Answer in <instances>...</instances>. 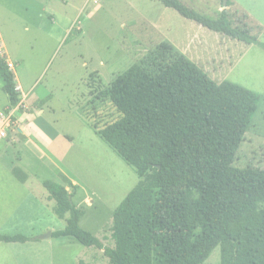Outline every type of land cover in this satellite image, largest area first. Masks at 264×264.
I'll return each mask as SVG.
<instances>
[{"label": "rangeland", "instance_id": "obj_1", "mask_svg": "<svg viewBox=\"0 0 264 264\" xmlns=\"http://www.w3.org/2000/svg\"><path fill=\"white\" fill-rule=\"evenodd\" d=\"M181 2L212 16L223 9V0ZM231 2L225 8L238 17L246 14L242 21L264 42V0ZM0 36V54L12 62L21 94H27L24 105L38 111L24 127L43 131L42 138L51 128L62 133L48 146L36 135L14 140L17 127L8 138L11 144H0L2 232L32 237L53 230L43 229L45 224L64 228L65 218L52 211L54 201L42 198L48 195L42 181L61 183L62 172L76 180L73 202L82 211L81 228L114 247L113 212L139 176L96 131L121 117L108 88L134 63L155 73L160 64L184 54L213 80L256 92L257 109L232 165L264 168V48L258 44L210 31L159 0H0ZM24 105L19 103L20 112ZM5 106L13 108L0 77V109ZM29 191L43 202L30 203ZM10 245L18 264L49 262L45 246ZM50 246L54 264H106L96 246L72 236L52 237ZM202 264H220V248Z\"/></svg>", "mask_w": 264, "mask_h": 264}, {"label": "trees", "instance_id": "obj_2", "mask_svg": "<svg viewBox=\"0 0 264 264\" xmlns=\"http://www.w3.org/2000/svg\"><path fill=\"white\" fill-rule=\"evenodd\" d=\"M200 26L264 48L242 17L224 8L215 16L181 0H159ZM231 5V0H226ZM0 77L10 103L20 101L15 76L0 54ZM108 96L121 117L96 132L135 168L136 186L113 212L114 247L81 228L75 189L45 179L65 218L51 237L72 236L101 249L111 264H202L220 248V264H264V168L232 161L257 109L259 96L240 84L210 78L184 54L155 73L138 63L119 74ZM32 237L1 234L4 242Z\"/></svg>", "mask_w": 264, "mask_h": 264}, {"label": "crops", "instance_id": "obj_3", "mask_svg": "<svg viewBox=\"0 0 264 264\" xmlns=\"http://www.w3.org/2000/svg\"><path fill=\"white\" fill-rule=\"evenodd\" d=\"M6 60H7V62L10 61L9 59H6ZM15 82L17 84H19L18 81H17V79H16V77H15ZM19 93H20V97H21L19 103L23 106L24 105L23 102L26 99L27 94H21V92H19ZM23 95H24V97L25 96L26 97L24 98ZM19 103L14 106V109H15V117L17 119V127H18V129H17L18 130L17 135H12L13 138H14V140H16V138H17L18 135H19V137H20V135H23L25 137L32 136V135H36L35 137H37L36 139H37L38 142L39 141H43V143L45 142L44 143L45 145L52 146V144L61 137V134L62 133H60V132L56 131L55 129L51 128V131L52 132H50L51 134H48L50 137L49 136H45L46 138L45 137L42 138V136H44L43 131H41L39 129H35L34 130L32 128V126L29 125V124L25 125V127H24V124L23 123L26 120L30 119L34 115L35 116H38V111L33 112V109L32 108L29 109V108H27L24 105L25 110L20 112L18 110ZM42 112L44 113V110ZM65 138L64 139L66 140V142L69 143L70 141L68 142L67 136H65ZM6 142L8 143V145L11 144L8 140ZM59 172H61V171H59ZM61 174H62V176H61L62 177V182H61L62 184H65L64 183L65 181L63 179V178H65L67 180H70L74 185H76V180L75 179H73L72 177L67 176L66 174H64L62 172H61ZM24 182H26V180ZM65 186H66V189L69 192H71L70 187L67 184H65ZM74 193H75V190L73 189V192H72V194H73L72 201L74 199ZM29 196L34 199V201H31L30 202L32 204H35L36 202H40V203L43 202L42 198L43 199L44 198H47V199H50L51 200V198L49 197V194L47 196H43L42 198H39V195H37V194L29 191ZM86 201H87L88 205H90V201L91 200L89 198H86ZM54 206H55V201H54ZM54 206L52 208V211L53 212H54ZM62 219H64V218H62ZM43 229H45V230L53 229V230H50V231L51 232L54 231V228H52V226H50L49 224L43 225ZM51 232H49V233H51ZM0 233L1 234H9V232H2L1 230H0ZM9 235H12V234H9ZM64 237H66V236H64ZM51 238H52L51 237V234H50L49 237L35 235V236H32V239L31 240H28V241H25V242H21V243L23 244V246H26V247H28L31 244H33V246H37L39 248H40V246H42V247L45 246V249H47V257H49L48 264H54L56 256L53 254V250L51 249V246H50ZM57 238H62V237H57ZM2 243H4V245H2ZM12 243H14V242H4V241H1L0 240V264H18V260H17L16 256H14L13 253H12V249L15 248V247H12V245H10ZM91 246H94V245H91ZM99 250L102 252V253L100 252V254L103 255V260H105L106 264H111L109 258L103 253V251L101 249H99ZM96 258L98 259L99 257L97 256ZM60 260L61 259H59V261ZM79 262H80V264H86V262L83 261V260H80Z\"/></svg>", "mask_w": 264, "mask_h": 264}, {"label": "built area", "instance_id": "obj_4", "mask_svg": "<svg viewBox=\"0 0 264 264\" xmlns=\"http://www.w3.org/2000/svg\"><path fill=\"white\" fill-rule=\"evenodd\" d=\"M1 47H2V43L0 41V50ZM7 63L10 69L12 70L13 69L12 62L8 61ZM15 90L17 92H21L20 85L16 84ZM12 107L13 108H11L10 106H6L5 108L0 109V144L8 140L12 130L17 129V119L15 117V109L14 106Z\"/></svg>", "mask_w": 264, "mask_h": 264}, {"label": "water", "instance_id": "obj_5", "mask_svg": "<svg viewBox=\"0 0 264 264\" xmlns=\"http://www.w3.org/2000/svg\"><path fill=\"white\" fill-rule=\"evenodd\" d=\"M227 6L226 0H223V9ZM51 233H47L44 237H49Z\"/></svg>", "mask_w": 264, "mask_h": 264}]
</instances>
